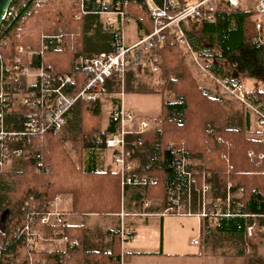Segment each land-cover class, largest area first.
<instances>
[{
  "label": "trees",
  "instance_id": "1",
  "mask_svg": "<svg viewBox=\"0 0 264 264\" xmlns=\"http://www.w3.org/2000/svg\"><path fill=\"white\" fill-rule=\"evenodd\" d=\"M37 1L39 7L34 6ZM110 1L112 6L117 3L127 5L125 9L135 21L138 32L153 31L154 16L146 5L147 0ZM154 2L160 4L162 0ZM13 6L18 8V14L2 30L8 44L0 47V56L10 62L18 56L26 58L33 53L37 62L51 64L57 76L69 74L80 78L78 59L106 51V42L92 46L91 41L116 36L123 28L121 24L109 26L106 20L101 21L98 14L101 8L95 0H15ZM252 14L221 6L214 13L213 21L206 20L202 28L192 27L189 31L192 51L200 59L212 60L209 70L217 77L233 78L234 71L239 78L233 79L239 83L264 78V45L255 42L256 37L249 39L245 33ZM141 18L143 22H140ZM19 24L23 25L24 32L20 38H15L12 30ZM55 29L67 33L63 43L46 40L48 45L45 47L43 35ZM19 47L24 49L23 54L17 52ZM184 51L173 36H167L165 43L150 54V59L158 57L157 64L165 80L161 90L164 95L162 126L137 137L142 146L135 153L140 162L135 169L140 176L156 179L157 184L123 188L120 174L107 163L106 141L119 131V121L113 115L121 107L120 100H116L106 129L102 127L101 101L77 103L70 110L68 125L62 132H48L32 139L28 158L9 172L10 184L2 181L5 169L0 170L1 264H120L121 256L115 255L114 246L111 245V250L90 249L82 227L65 223L63 227L51 230L40 227V218L35 217V222L30 225L39 232L45 236L56 233L68 239L64 251L31 248L22 228L29 224L30 217L54 203L58 195L72 196L74 214L99 216L121 212L122 188L130 209L145 198L166 203L170 190L187 185L185 176L177 170L179 162L175 150H184L189 157L200 159L205 168L214 173L216 185L213 191L218 198L224 199L227 182L244 188L240 215L225 220L230 230L244 231L252 223L251 219L241 215L264 213V170L256 166L257 157H249L250 151L255 155L264 152V146L252 136V115L244 108L226 110L221 95L214 96L200 85L188 66ZM217 59H223L225 63ZM80 86L79 83L77 88ZM119 90L117 86L110 88L113 93ZM125 90H129L127 83ZM137 90L155 91L141 87ZM167 90L174 93V99L167 97ZM249 98L252 102L264 103V92L253 93ZM70 147L76 150L78 161L73 158ZM213 154L219 161L212 158ZM259 225L264 227L263 218L259 219ZM120 235V229L112 232L113 245L120 240ZM253 256L247 254L248 264H256V261L250 262Z\"/></svg>",
  "mask_w": 264,
  "mask_h": 264
},
{
  "label": "built area",
  "instance_id": "2",
  "mask_svg": "<svg viewBox=\"0 0 264 264\" xmlns=\"http://www.w3.org/2000/svg\"><path fill=\"white\" fill-rule=\"evenodd\" d=\"M100 6L98 14L106 17L109 26H123L122 31L113 37H104L106 51L91 56H81L77 65L81 75L64 74L57 76L51 64L37 62L34 54L29 53L26 58L16 57L10 62H5L0 56V170L5 169L8 163L15 159H27L30 154L32 139L48 132L60 133L68 125V114L79 102L92 103L102 101L105 97L112 95L111 87H119L122 96L126 87V76L129 72L139 69L148 55L165 43L167 36H173L174 40L185 48L195 65L209 75L222 92L233 99L246 111L250 112L257 122V129L264 134V103L252 102L249 93L243 83L235 81L230 76L217 77L209 68L202 64V60L192 51L188 41L189 31L192 27L202 24L204 21H213L214 13L221 6L240 8L247 4L253 14L264 15V0H162L156 4L154 0H147L146 5L154 16V27L151 33L139 34L133 42H128L126 27L133 23L125 6L117 3L112 6L110 0H95ZM37 1L34 6L39 7ZM32 14L31 12H28ZM84 13L86 11L84 10ZM18 8L11 6L4 22L0 27V47H6L7 42L3 39V28L15 20ZM143 22V19H140ZM257 36L255 42L264 45V24L255 23ZM15 38H20L24 32L22 24L14 26L12 30ZM63 29H56L53 34L43 35L45 47L47 43L54 42L62 44L66 36ZM47 44V45H46ZM19 54L24 49H17ZM159 70L157 58L150 59ZM208 63L212 60L208 59ZM79 83L80 88H77ZM114 118L119 121V131L110 136L106 141V148L112 152V161L117 167V173L121 176L122 187H146L154 186L157 180L148 176H140L136 173L134 157L142 142L137 140L147 132L155 131L162 126L160 118L140 119L134 112L121 105L114 113ZM219 142H222L219 139ZM264 146V140L261 141ZM174 155L178 160V172L185 176L187 185L184 188L178 185L168 193L166 207L162 216H191L193 208L199 202L201 205V216L218 221L223 217L240 215L244 204V188L236 187L233 182H227L223 191V209L211 207V198L205 196L210 189L213 195L212 175L197 173L193 170V160L184 150H175ZM226 158V156H222ZM249 157H257L256 166L264 170V152L257 155L249 152ZM200 179V180H199ZM203 197V198H202ZM208 198V203H206ZM205 202L203 204V201ZM54 201L45 211L38 212L30 217L29 224L22 228V234L27 236L31 248L38 244L49 241L51 243L62 242L68 244V239L52 233L45 236L35 226V217L40 218V227L48 229L61 228L66 223L65 213L54 209ZM160 202L151 198H145L142 202V211L134 216H151L149 210ZM210 205V206H209ZM236 208L234 212L233 209ZM130 214L122 213V216ZM241 216L252 219V224L247 228V236L254 238L256 231L264 229L259 225L262 215L243 214ZM198 242L195 241V244ZM77 245V242H73ZM60 249V248H59ZM64 251L65 249H60ZM3 256V247L0 245V264ZM33 264V263H31ZM120 264H123L122 262Z\"/></svg>",
  "mask_w": 264,
  "mask_h": 264
},
{
  "label": "crops",
  "instance_id": "3",
  "mask_svg": "<svg viewBox=\"0 0 264 264\" xmlns=\"http://www.w3.org/2000/svg\"><path fill=\"white\" fill-rule=\"evenodd\" d=\"M136 29L138 30V28ZM138 34L141 35L140 32ZM103 38L91 41V45L96 46L102 41L106 42ZM142 70L143 68H139L129 72L126 78L129 90L124 92L122 96L105 97L101 101L102 105H108V109L110 108L112 113L116 107V100H120L121 105L134 112L140 119H162L164 95L161 90L155 89L153 92L137 90V84H143L137 78L138 73ZM246 80L242 83L244 84ZM217 86L219 87L218 84ZM142 89L144 90V88ZM251 132L254 133L253 138L260 141L264 140V134L258 132L253 117ZM110 164L113 165L112 162ZM139 164V159L134 157L135 167H138ZM114 167L115 171H113L116 172L117 167ZM123 194L122 188L121 212L115 215L74 214L72 196L70 195H61L52 207L65 213L66 225L71 227H84L86 229L88 226L86 220L89 217H95V221H99V219L106 221V224L96 223V226H109L108 221L110 219L113 228H106L107 230L103 232L106 236H112L113 231L120 229V242L124 248L121 257L123 264H248L247 254L254 255V261L264 259V250H262L263 253H258L259 256L256 257L257 248L253 244V238L247 236V229L244 231L230 230L231 228L225 221L230 217H223L218 221L204 218L200 215L201 208L194 209L191 216H162L161 213L164 211L166 203L156 199V202L160 203L149 210L151 216H134L133 214L142 211V206L133 204L132 209L128 208ZM215 196L213 191V199ZM122 213L130 215L122 216ZM244 218L248 219V217ZM85 234L87 233L85 232ZM195 241L198 243L195 244ZM113 244L114 242H112V246H114ZM37 249L39 248L37 247ZM55 249L57 248L47 251ZM261 264L264 262L261 261Z\"/></svg>",
  "mask_w": 264,
  "mask_h": 264
},
{
  "label": "rangeland",
  "instance_id": "4",
  "mask_svg": "<svg viewBox=\"0 0 264 264\" xmlns=\"http://www.w3.org/2000/svg\"><path fill=\"white\" fill-rule=\"evenodd\" d=\"M232 10H239V11L250 12V13L252 12L247 4L242 5V7H240V8H232ZM101 17H102L101 21L106 20L105 16H101ZM257 21L264 24V15H257V14L251 15L249 23L246 25V28H245V33H246L247 37H249V39L253 38V37L255 38L257 36V32L255 29V23ZM202 26H203V24H200V25H197L193 28L200 29V28H202ZM136 28L137 27H136V23L134 20H133V23L131 25L126 27V35L128 37V42H132L134 40V38L139 36L138 30ZM55 30H54V32L49 33V34L55 33ZM184 52L186 55V59H187L189 68L191 69L193 75L197 78V80L199 81V83L202 87L209 89L214 96L215 95H221L224 98L225 102H223L222 104L226 110L230 111V108H233L232 110L242 109V107L240 105H238L233 99H231L228 95L224 94L222 92V90H220V88L217 86V84L214 82V80L209 75H207L204 71H202L200 68H198L195 65V63L192 59V56H190V54L187 51H184ZM155 57L158 60V57L157 56H155ZM154 58H152V59H154ZM201 60H202V64L206 68H209L211 63H208V61H206V59H203V58H201ZM218 61L221 62L222 64L225 63V60H223V59H219ZM153 63H155V61L150 60V55H148L147 58L145 59V62L143 63V65L140 67V68H143V70L140 73H138V77H137L139 79V81H141V83H143V85L139 83V84H137V86L141 87V88L145 87L147 89L153 88V89H157V90H163L165 80L162 78L160 69L155 70L156 66ZM232 77L235 79L239 78L238 74L234 71H232ZM244 86L249 93H252V94L253 93H262V92H264V78L248 79L244 82ZM120 92H121V90H119L116 94L115 93L113 94V92H112V95H110V96L111 97L112 96H121ZM125 92H126V90H125ZM166 94H167V97L169 99L175 98V95L173 92H171V90H167ZM110 113H111V110H110V108L108 109V105H106V104H105V106L102 105L101 116H102V127H103V129H106L108 126ZM254 125L257 128V122L255 119H254ZM70 149L72 150L71 154H72L73 158L76 161H78V155H77L76 150L74 148L72 149V147H70ZM111 154H112V152L109 151L108 152V161H107L108 164H110L111 162L113 164L112 157L110 156ZM112 156H113V154H112ZM212 158L215 161H219V157L215 154L212 155ZM191 159L193 160V165H194L193 170L195 172L200 173V174L206 173V174L212 175V178H213L212 179V181H213L212 188H213L214 184L216 185V183L214 182V177H213L214 173L208 171L205 168L204 163L200 159H196V158L195 159L191 158ZM21 160H23V159L12 160L5 167V174L2 177V181L4 183L10 184L12 182V179L9 176V172L16 170L17 168H15V167L20 166ZM109 160L111 161L110 163H109ZM113 165L110 164L111 168L115 171V167ZM205 196H207V197L209 196L211 198V207H218V208L223 209L225 202L223 200H221L220 198H218L217 197L218 195H216L213 199L211 189H210V192H208ZM59 197H61V195H58L56 197V199ZM208 200L209 199L206 198V203H208ZM204 202H205V199L203 201V204H204ZM141 205H142V202L140 203V207H141ZM198 208H201V205H199V202H198L197 207L193 208V210L198 209ZM86 218H88V217H86ZM96 223L101 225V224H106V221H104V220L100 221V219H99V221H95V217H89L86 220V224L88 226L87 227L85 226L86 229L84 227L82 228V230L87 233L86 235H87V239H88V247L90 249H95V250H100V249L109 250V249H111V245H112L111 236L110 235L106 236L104 233L108 228H113V226H111L110 219L108 221L109 226H96L97 225ZM50 235L51 234H49L48 236H50ZM253 244H254L255 248H257V254H256L257 256L256 257H258L259 256L258 253L259 254L263 253L262 250H264V229H262L261 231H259V230L256 231V236L253 238ZM259 245H261V246H259ZM37 247L39 249H44V250H52L54 248L63 249V248H65V244L62 242L51 243L49 241H46L45 243L38 244ZM123 250H124V248H122V244H121L120 240H117L116 244L113 247V251H114L115 255H117V256L120 255L122 257L123 256ZM254 260H255L254 256L250 257L251 263ZM261 261L264 262V259L256 261V264H261Z\"/></svg>",
  "mask_w": 264,
  "mask_h": 264
},
{
  "label": "water",
  "instance_id": "5",
  "mask_svg": "<svg viewBox=\"0 0 264 264\" xmlns=\"http://www.w3.org/2000/svg\"><path fill=\"white\" fill-rule=\"evenodd\" d=\"M15 0H0V27L4 22V17L8 9L13 5Z\"/></svg>",
  "mask_w": 264,
  "mask_h": 264
}]
</instances>
